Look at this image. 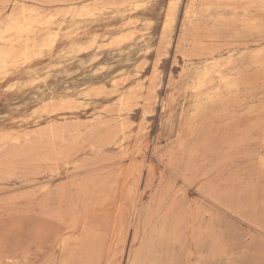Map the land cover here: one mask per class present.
I'll return each mask as SVG.
<instances>
[{
  "label": "rangeland",
  "instance_id": "374dc122",
  "mask_svg": "<svg viewBox=\"0 0 264 264\" xmlns=\"http://www.w3.org/2000/svg\"><path fill=\"white\" fill-rule=\"evenodd\" d=\"M67 1L0 0V27ZM189 1L87 0L0 74V264H264V19L243 34L222 6L184 28Z\"/></svg>",
  "mask_w": 264,
  "mask_h": 264
},
{
  "label": "bare ground",
  "instance_id": "6f19581e",
  "mask_svg": "<svg viewBox=\"0 0 264 264\" xmlns=\"http://www.w3.org/2000/svg\"><path fill=\"white\" fill-rule=\"evenodd\" d=\"M86 1L87 0H68L67 1L68 4L62 10L55 13H46V14L40 13L36 9L31 7H26L25 5H21L20 7L16 8L17 11L15 13H12L9 16V18L5 22H3L2 26L0 27V39H2L1 36L2 33H6V32L13 33L12 38L5 41L4 45L0 47V74H6L8 63L15 62L17 57H21V59L26 60L31 54L30 46L32 44L45 42L50 38H53V36L58 35V30H56L55 27L59 28L61 24L64 22L65 17L73 18L76 16H80L83 12H86V14H92L95 10L99 9L97 4L94 5L91 3H85ZM139 1L140 0H117V1L108 0L107 3L109 5L114 6L116 9H118L119 13L123 14L129 6L137 5ZM177 1L178 0H172L174 4ZM222 6L223 9L226 6H230L232 12L236 14H241V16L240 15L239 16H240V25L243 30V34L244 32L252 31L251 28L253 24L255 23L260 24L261 21L264 19V16L254 15L253 13L254 9H259L264 7V0H190L184 10V17L186 21L184 22V28L193 19L197 20L202 17L203 18L207 17L209 16L208 13L209 11L216 10ZM14 10L15 8L13 9V11ZM256 32L257 34L262 35L264 33V28L261 26L256 27ZM15 43L23 44L21 51L17 53H14L13 51V47L15 46L14 45ZM255 44L257 45V47L254 53L252 54V62L256 65H260L262 62V57L264 56V49L260 45L261 43H259L258 41L255 42ZM244 50L245 51L243 52L238 51L241 52L240 53L241 58L250 55L249 54L250 52H248L246 47H244ZM174 52L176 51L174 50ZM203 54L204 55L202 56V61L204 63L201 69L197 73L196 76L197 81L195 83L196 89L198 88L200 90L208 86L209 83L212 82L214 76L218 75L219 73L218 67L220 65L218 58L221 56V54L218 53V51L213 48H209L207 51H204ZM230 57L231 55L228 56V58ZM219 77L222 80L221 84L223 90L226 91L236 90L237 88H239L241 84H245L246 82L250 81V79H246L241 74H238L236 76H230L229 73H224V74H219ZM219 90L220 89H218L217 91Z\"/></svg>",
  "mask_w": 264,
  "mask_h": 264
}]
</instances>
